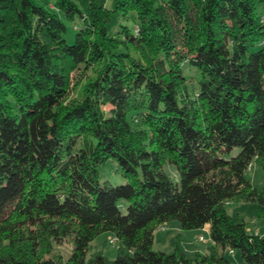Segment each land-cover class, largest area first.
Instances as JSON below:
<instances>
[{
    "label": "trees",
    "instance_id": "16d2710c",
    "mask_svg": "<svg viewBox=\"0 0 264 264\" xmlns=\"http://www.w3.org/2000/svg\"><path fill=\"white\" fill-rule=\"evenodd\" d=\"M106 1L0 0V264H231L227 249L264 264V235L227 209L254 202L264 219L246 176L264 169V0ZM90 57L97 74L67 106ZM110 159L124 182L102 179ZM171 220L210 224L208 251L153 249ZM28 226L71 236L69 256L42 257ZM104 231L117 256L88 258Z\"/></svg>",
    "mask_w": 264,
    "mask_h": 264
},
{
    "label": "rangeland",
    "instance_id": "374dc122",
    "mask_svg": "<svg viewBox=\"0 0 264 264\" xmlns=\"http://www.w3.org/2000/svg\"><path fill=\"white\" fill-rule=\"evenodd\" d=\"M118 1L119 0H107L106 6L110 9H114ZM39 2L46 7H51L54 0H39ZM112 22H116L118 24L121 22L133 25L132 19L125 20L122 17L119 18L118 13L115 14ZM67 23L69 27L72 28V23L70 21H67ZM130 50L138 53L134 48H131ZM98 68L99 62L91 57L84 63L74 65L71 69L70 82L63 98L65 105L71 106L81 99L84 94L86 84L96 76ZM183 69L186 75L191 76L192 79H196V69L190 66L188 62L183 64ZM192 87L193 86H190V90H192ZM164 169L172 178L178 177L175 165L166 164ZM100 175L102 179H108L114 184H119L125 181L119 166L111 159L101 166ZM246 176L254 186L258 188L263 187L264 169L261 165L257 164V162H254V164L249 167L246 171ZM258 207L259 205L257 203L245 201H233L227 205L228 211L233 216L245 221L249 233H256L258 229H263L264 232V219L258 217ZM162 226H159L154 233L155 240L153 243V249L171 253L179 243L181 248L190 258H194L198 250H208V246L211 243L208 241V239L211 238L208 230H203L201 228L184 229L181 227L178 220H171L165 223L164 229ZM29 229H34L33 233L37 236V251L42 257H50L60 254L63 258H67L71 253V236L55 238L50 234H45L39 226L24 227L23 231L22 228L20 229V232L28 233ZM195 235H204L206 240L200 241ZM15 236L17 235L15 234ZM17 237L20 238L19 236ZM19 241H21V239ZM25 241L26 240L20 244H25ZM118 246L119 241L117 240L115 234L111 231H104L90 243L87 254L88 258L92 255L103 253L108 258L114 259L117 256ZM225 256L231 264H245L239 250L231 251L230 249H227L225 250Z\"/></svg>",
    "mask_w": 264,
    "mask_h": 264
},
{
    "label": "crops",
    "instance_id": "0c3cea01",
    "mask_svg": "<svg viewBox=\"0 0 264 264\" xmlns=\"http://www.w3.org/2000/svg\"><path fill=\"white\" fill-rule=\"evenodd\" d=\"M201 229H203V230H208V232L210 233V224H206L203 228H201ZM256 233H260V234H262V235H264V232H263V229H258L257 231H256ZM196 236V235H195ZM198 236V235H197ZM197 236H196V238H197ZM154 240H155V236H154ZM208 251V250H207ZM207 251H200V250H198L197 252H201V253H204V252H207Z\"/></svg>",
    "mask_w": 264,
    "mask_h": 264
},
{
    "label": "built area",
    "instance_id": "2783aa9c",
    "mask_svg": "<svg viewBox=\"0 0 264 264\" xmlns=\"http://www.w3.org/2000/svg\"><path fill=\"white\" fill-rule=\"evenodd\" d=\"M162 228H163V229L165 228L164 225L162 226ZM197 239L200 240V241H205V240H206V237H205L204 235H198V236H197ZM208 241L211 242V238L208 239ZM113 242H114V241H113ZM231 251H232V250H231Z\"/></svg>",
    "mask_w": 264,
    "mask_h": 264
}]
</instances>
